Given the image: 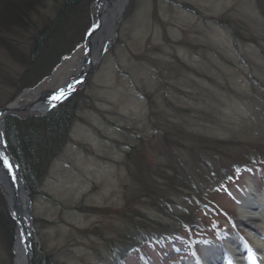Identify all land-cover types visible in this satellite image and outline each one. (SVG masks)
Returning <instances> with one entry per match:
<instances>
[{"label": "rangeland", "instance_id": "374dc122", "mask_svg": "<svg viewBox=\"0 0 264 264\" xmlns=\"http://www.w3.org/2000/svg\"><path fill=\"white\" fill-rule=\"evenodd\" d=\"M63 1L0 0V109H9L5 129L14 117L24 138L48 117L34 108L43 94L70 82L78 71L85 70L87 77L58 103H71L74 112L66 142L61 140L47 163L37 166L42 168L40 180L23 170L32 202L30 207L22 202L32 218V262L41 257L39 264H116L125 257L126 264H171L174 250L168 244L155 251L118 244L131 222L143 215L158 221L154 232L163 225L175 227L174 216L184 210L192 215L187 205L201 194L219 212L220 223L230 227L238 205L220 185L224 176L213 179L212 172L223 174L226 165L235 167L250 151V157L261 159L252 163L259 165L260 176L245 175L238 187L230 179L224 185L239 193L253 183L258 193L264 192V0H124L122 10L119 0H112L119 16L101 15L96 37L86 39L96 0H84L81 25L66 29L73 30L68 38L74 48L85 46L55 65L48 63L38 83L28 82L17 93L25 79L30 81L33 36L53 20ZM108 39L112 41L104 49ZM81 54L79 66L75 59ZM88 57L94 62L86 70ZM24 148L18 154L29 169L30 151ZM211 152L220 157L212 159ZM36 157L41 160V154ZM1 175L0 264H16L21 225L13 206L20 208ZM173 175L185 180L189 198L178 185L163 188L166 176ZM211 180L219 182L209 184ZM193 214L203 217V212ZM110 243L118 244L115 251Z\"/></svg>", "mask_w": 264, "mask_h": 264}, {"label": "trees", "instance_id": "16d2710c", "mask_svg": "<svg viewBox=\"0 0 264 264\" xmlns=\"http://www.w3.org/2000/svg\"><path fill=\"white\" fill-rule=\"evenodd\" d=\"M84 0H64L62 3V7L58 9L56 12V16L53 18V20L49 21L43 29L39 31V33L35 36H33V41L35 38V42L33 47L30 49V59H31V65L33 66V69L29 71L28 80L25 79V83L21 84L17 88L18 91L26 86L27 84L37 82L42 78L45 74H47V65H55L61 60V58L67 54H70L75 48L73 47L72 40L68 37H70L73 30L69 31V28L66 29V26H72L77 28L81 25L82 20L78 18V14L80 13H86L84 5L80 8L82 2ZM73 18V21H72ZM72 21V22H71ZM90 23V22H89ZM88 23V26H89ZM65 25V28L63 29V26ZM87 26V28H88ZM86 28V30H87ZM85 30V32H86ZM84 32V34H85ZM70 33V35H69ZM69 36H68V35ZM38 62V63H37ZM41 63V64H40ZM46 65V66H45ZM28 73V72H27ZM16 91H14L13 96H15ZM72 112H74V107L71 103H66L65 105L60 106L58 109L51 111L48 113V117L41 119V126H38L37 123L35 126L28 127V133L25 137L29 139L27 141L24 138H22L18 133V129L16 127H22L20 123L18 124V120L14 117L10 118L8 121V137L10 139V148H12L15 152L18 153V150H21L20 148L23 145V148L25 147L30 152L27 155L28 162L31 163L30 166H28V170L30 172V175L41 172L42 168L37 169L35 168V165H33V162H35L36 157L38 154H41V162L48 161V154L49 153H55L58 150V147L60 148L62 145L61 140L65 142L66 135L68 131L67 123L70 122L72 117ZM23 136V135H22ZM12 137V138H11ZM26 141V142H25ZM20 143L21 147H17L16 143ZM56 142V143H55ZM59 142V143H58ZM234 143V142H233ZM53 144H57L59 146L53 147ZM53 145V146H52ZM226 146V145H222ZM227 147V146H226ZM25 148L24 151L25 152ZM40 149V150H39ZM17 150V151H16ZM39 153L36 154V156L33 154L35 151ZM24 157V155H22ZM31 167V168H30ZM177 171H174V174H176ZM174 176V175H173ZM173 176H166V181L168 183L167 187H163L165 189H170L174 185H178L184 190H190L187 186L184 185L182 181H185L182 177H177V175ZM183 179V180H182ZM187 205V204H186ZM187 208H190V205H187ZM186 217V215L184 216ZM187 218V217H186ZM150 221V222H149ZM157 220H149L148 218L145 219V217H141L139 221L131 222V226H133L134 229L138 228L139 231V240L138 243L144 242L146 239L145 231L153 230L154 227H157ZM191 221V220H190ZM139 222V224H136ZM140 222H144L140 223ZM158 222V221H157ZM159 225V224H158ZM162 227V225L160 226ZM159 227V228H160ZM166 225L160 230H164ZM157 228H155V231ZM137 240V237H131V235H127L126 239L124 241H120L124 246H127L128 244L131 245ZM128 243V244H127ZM128 247V246H127ZM41 261V257H39V260L35 264H39L38 262Z\"/></svg>", "mask_w": 264, "mask_h": 264}, {"label": "bare ground", "instance_id": "6f19581e", "mask_svg": "<svg viewBox=\"0 0 264 264\" xmlns=\"http://www.w3.org/2000/svg\"><path fill=\"white\" fill-rule=\"evenodd\" d=\"M120 2V6H119V10H122V3H124V0H119ZM112 3L115 4V2H113L112 0L106 1L104 3V5H102L99 13L102 14V16L104 17L105 15L109 14L112 17V19H114V17H118L119 12L116 13V8H112ZM111 8V10H110ZM112 12V13H111ZM96 13V11H95ZM114 16V17H113ZM101 29V28H100ZM99 29V30H100ZM95 36V35H94ZM96 37V36H95ZM94 38V37H93ZM83 57V55L81 54L79 57H76L75 61L79 63V66L81 65L82 61L79 60V58ZM63 85V84H62ZM35 91V90H34ZM32 91V93L34 92ZM50 91H48L46 94L48 95ZM37 91H35L33 94L37 95ZM46 94H43L44 97H47ZM42 96V97H43ZM17 102H14L12 104V108L15 107L17 104ZM36 103V105L34 106L35 109H42L44 112V105ZM46 108V107H45ZM21 136L20 133H17ZM10 139H9V145H10ZM17 147H21L20 143H16ZM3 146V142H2V138H0V148H2ZM35 162H33V165H35V168L37 170H39V168L37 167L39 165V163H41V165H44L43 162H41L42 160H40L38 157H34ZM47 163V162H44ZM28 170V169H27ZM40 173H42V171L40 172H36L34 174H32L30 177L31 178H36L37 181L40 180ZM1 175V173H0ZM44 176H42L43 178ZM1 180L3 181V184L8 188L12 185H10V183L7 182L6 176L1 175ZM15 187V186H14ZM255 185L253 183H250L249 186L244 187V191L242 193H239L238 195V215H237V221H238V225L240 228H242L244 230V232L246 233V235L251 238L252 240L255 241L254 247L257 249V252L259 253H264V194L263 193H258V191H256L255 189ZM24 184L22 185H18V190H14L13 186L10 188H8L9 191V195H10V199L11 201H14V204H18L20 209L22 211L17 210L20 216L24 215V206L22 205V201L24 200L23 197H29L28 192L26 190H24ZM24 211V212H23ZM21 221H23V219H20ZM31 219L27 218V223H29ZM24 221L22 222L21 227L24 225L23 224ZM20 230V229H19ZM21 232V230L19 231V233ZM31 238V237H30ZM17 246H16V254H17V263L16 264H31L32 262V256L31 253L29 254H25L26 249L27 250H33V247L31 248V245H29V247L27 248V246H23L22 242L18 239L17 242ZM244 242H241V240H239V238H227L226 239V243H220V245H216L213 242H210L209 244L205 245V247L203 248V252H204V256H205V264H231L232 261L228 260L225 258V254H230V257L234 260L232 262V264H252L251 263V259H249V255H245V253H243V248H245L244 246ZM253 247V245H251ZM252 247H248L247 250H251ZM246 251V248H245ZM249 254V253H248ZM27 255V256H26ZM264 258V254H259L255 256V260L256 261H262V259ZM181 264H191V262L189 261V259H186L183 263Z\"/></svg>", "mask_w": 264, "mask_h": 264}, {"label": "snow or ice", "instance_id": "6c2138e0", "mask_svg": "<svg viewBox=\"0 0 264 264\" xmlns=\"http://www.w3.org/2000/svg\"><path fill=\"white\" fill-rule=\"evenodd\" d=\"M62 95H63V93H61L60 96H56V97H54V99H60V98L62 97ZM3 159H4V162H5V166H6L9 170H11L12 165L8 162L7 157L5 156V157H3Z\"/></svg>", "mask_w": 264, "mask_h": 264}, {"label": "water", "instance_id": "95a60500", "mask_svg": "<svg viewBox=\"0 0 264 264\" xmlns=\"http://www.w3.org/2000/svg\"><path fill=\"white\" fill-rule=\"evenodd\" d=\"M101 2V1H100ZM87 77L85 76V79H86ZM8 175H11V174H8ZM12 176V175H11ZM12 186H13V188H14V190L16 191V190H18V188H15L14 187V185L12 184Z\"/></svg>", "mask_w": 264, "mask_h": 264}]
</instances>
